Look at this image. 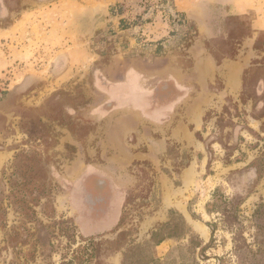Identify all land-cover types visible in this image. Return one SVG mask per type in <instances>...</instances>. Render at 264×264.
<instances>
[{
	"label": "rangeland",
	"instance_id": "374dc122",
	"mask_svg": "<svg viewBox=\"0 0 264 264\" xmlns=\"http://www.w3.org/2000/svg\"><path fill=\"white\" fill-rule=\"evenodd\" d=\"M55 1L0 0V264H264V0Z\"/></svg>",
	"mask_w": 264,
	"mask_h": 264
},
{
	"label": "crops",
	"instance_id": "0c3cea01",
	"mask_svg": "<svg viewBox=\"0 0 264 264\" xmlns=\"http://www.w3.org/2000/svg\"><path fill=\"white\" fill-rule=\"evenodd\" d=\"M118 1L119 0H106V6L108 7L107 11H105L104 13L101 12V14L91 13L92 15H90L89 13H87L93 8V6L91 5V1L88 0H57L52 5H48L37 11L41 16H47L49 18V24L51 27L50 30L52 32L56 31V28L58 27L66 28L67 26V28H69L70 26L73 27V25L78 26V21H81V24L79 25L80 31L88 32L92 28H89V25L93 23H95L96 27L98 28L109 29L113 25V27L118 26V23L122 20L124 14H113L109 10L111 9V4ZM103 2L99 3L102 5ZM67 6H69L70 8ZM31 13L23 14L21 20H19L17 23H19L20 21L23 22V19ZM166 32L167 34H169L167 29H163V31L161 32L163 35L161 33H159L160 37L159 35H157L159 39L162 38V36L163 38L166 37Z\"/></svg>",
	"mask_w": 264,
	"mask_h": 264
},
{
	"label": "trees",
	"instance_id": "16d2710c",
	"mask_svg": "<svg viewBox=\"0 0 264 264\" xmlns=\"http://www.w3.org/2000/svg\"><path fill=\"white\" fill-rule=\"evenodd\" d=\"M258 228L260 229V223L258 224ZM163 239H161L160 241H162Z\"/></svg>",
	"mask_w": 264,
	"mask_h": 264
}]
</instances>
